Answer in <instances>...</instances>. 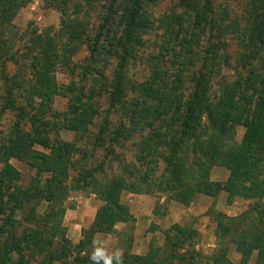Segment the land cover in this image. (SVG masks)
Here are the masks:
<instances>
[{"label": "trees", "instance_id": "obj_1", "mask_svg": "<svg viewBox=\"0 0 264 264\" xmlns=\"http://www.w3.org/2000/svg\"><path fill=\"white\" fill-rule=\"evenodd\" d=\"M27 1L0 0V28L10 25ZM50 1L61 9L60 29L52 36L53 26L44 33L35 29L20 49L22 53H13L18 57H6L0 50V80L4 83L0 115L6 110L17 114L13 115L12 136L0 135V233L5 231L0 264H32L39 256H43L40 264L88 263V249L97 233L109 234L117 223L135 221L121 200L126 190L157 191L183 205L221 192L253 203L236 216L210 209L218 220L220 241L209 255L186 247L196 243L198 229L175 223L164 230V249L152 245L146 254H134L130 247L123 254L124 264H238L231 257L232 247L242 257L240 264H250L253 258L254 264H264V0H250L242 14L247 25L241 30L232 26L228 40L217 36L214 0H180L192 19L191 30L184 29L181 13L172 16L178 28L160 40V54L147 60L153 64L157 59L156 70L140 80L131 78L129 66L149 47L148 39L157 29L158 20L147 7L158 0ZM69 11L75 14L72 20L65 19ZM224 13L225 23L227 18L230 23L231 14ZM93 23L94 27L99 24L95 31ZM230 39L239 43V53L229 51L234 41ZM83 46L90 51V64L84 68L85 74H92L91 93L110 92L118 116L115 126L108 120L98 123L94 146H106L113 153L116 146L135 140L140 150L130 162L118 158L125 176L115 175L98 184L97 171L87 170L73 187L68 180L77 148L62 139L61 132L86 129L98 109L87 101L92 96L86 94L90 87L84 95L72 98L68 123L55 122L57 112L50 104L62 88L57 75L60 59L78 53ZM169 55L173 56L170 68ZM110 58H118V65L106 73ZM9 62L26 66L29 76L7 75ZM225 69L230 70L228 74ZM73 81L72 77L68 85ZM45 103L49 105L43 107ZM27 125L32 132L26 131ZM240 127L245 132L238 141ZM157 155L165 168L160 173L155 168L143 170L146 161L152 163L150 157ZM13 158L37 169L33 184H21L22 173L11 164ZM214 167L228 169L227 179H212ZM46 173L50 176L42 180ZM90 177L103 205L91 227L84 229L80 243L74 245L65 236L64 204L71 190L88 185ZM46 203L49 210L45 216L38 215Z\"/></svg>", "mask_w": 264, "mask_h": 264}, {"label": "rangeland", "instance_id": "obj_2", "mask_svg": "<svg viewBox=\"0 0 264 264\" xmlns=\"http://www.w3.org/2000/svg\"><path fill=\"white\" fill-rule=\"evenodd\" d=\"M157 4L154 2L150 4L147 8L150 13L153 14L157 21V29L153 32L151 37L148 39L149 47L140 51L139 58L131 61L130 76L134 80H140L147 78L152 70H156L153 64L148 63V59H153L154 56L160 54L159 45L160 40L163 36H168L173 30H177L178 25L175 20L171 19L172 16L181 13L184 17V29L191 30V18L186 15L185 8L181 5L180 0H158ZM50 0H29L24 2V7L18 11L16 19L10 25H4L0 28V50L3 54L12 55L25 47L27 38L31 37L32 31L35 29L39 33L46 32V29L53 26L54 30L49 31L50 36L54 34V31L60 29L62 23L61 9L51 6ZM250 7V0H214V10L215 15V30L217 36H223L224 39L228 40L232 36L227 38L229 30L233 29L235 26L237 29L241 30L247 25V20L242 17L244 10ZM261 10L264 12V4L261 5ZM227 11L231 14L230 23H226L224 17L221 15L225 14ZM171 15V16H170ZM241 15V16H238ZM75 17L74 13L69 11V16L67 14L66 20H72ZM223 19L220 21L219 19ZM161 20V21H160ZM93 21V19H92ZM95 22V21H94ZM168 25V28L162 26ZM98 23H93L94 31L98 27ZM172 25V26H171ZM226 31V32H225ZM223 33V34H222ZM191 35V34H189ZM232 41L228 47L230 52L239 53L242 48L237 45L235 39ZM68 46L66 49H72ZM13 50L9 54V51ZM23 50H20L22 53ZM89 49L83 46L82 49L73 55H68L60 59V66L58 68V80L62 83V88H59V95L55 97L52 109L57 112L55 122L58 123L59 120L68 123L71 119V108H72V98L76 99V95H84L83 91L87 90L92 83V74H85V65L90 64L89 61ZM18 57L16 54H13ZM173 56H168V67H172L170 59ZM234 62V61H233ZM98 64H103L102 61ZM222 64V63H221ZM220 64V65H221ZM118 65V58H110L106 63L105 71L106 73H111L115 70ZM75 71V74L73 72ZM229 69H225L224 73L228 74ZM5 73L9 76H18L19 78L24 77L27 72V67L20 64L6 63ZM1 75V74H0ZM72 77L74 81L72 85H68ZM3 81L0 80V112L3 92L1 87H3ZM100 88V87H98ZM97 88V89H98ZM92 87L86 92L87 96L92 95ZM99 91V89H98ZM22 95V94H20ZM73 99V100H75ZM86 101V100H83ZM94 108L98 109V112L93 117V120L88 123L89 126L85 129L82 128L79 132L72 131L68 129H63L61 132V138L66 142L72 143L74 148H77L75 154L76 164L70 170V177L68 180V185L76 186L74 182L81 178L80 173H84L87 170L97 171L96 177L98 184L105 182V180L112 176H125V173L120 169L119 159H124V162H130L136 159L137 151L139 152L140 147L137 148L135 140L125 141L124 146H116L115 152L110 153V148L97 144L94 146V136L98 132V123L102 124L104 121L108 120L110 125L115 126L118 123V116L116 109L111 102L110 92H103L92 95L88 100ZM128 101L131 102V99ZM19 102H22L19 100ZM76 101L73 105H76ZM49 103H45L43 107H47ZM92 107V106H90ZM34 111V110H33ZM16 112L13 110H6L3 115H0V135L8 139L12 136L14 132V126L16 123V118L13 116ZM17 115V114H16ZM53 119V118H52ZM26 131H31L29 125L26 127ZM245 129L239 128L237 140L240 141L244 135ZM139 139H143L141 136H137ZM146 141L145 143H147ZM38 149L42 151L45 150L42 147L37 146ZM139 149V150H138ZM152 163L146 161L142 169H153L155 168L158 173H160L165 167L164 162L159 155L150 157ZM11 164L22 173L20 179L21 184L25 186H30L33 184V178L37 174V169L32 167L29 163L21 161L17 158L10 159ZM42 180H45L50 176L49 173L43 175ZM229 176V170L223 167H214L212 171V179L224 181ZM106 178V179H105ZM89 184L84 185L79 189H73L69 193L67 199L65 200V214L63 217V225L65 227V236L71 240L74 245L80 243L83 238L84 229H89L96 218L97 212L103 205L96 194L97 186H94V179L88 178ZM199 196L190 205H183L179 202L170 200L167 195L161 194L160 192H144V193H133L130 190H126L122 193L121 200L129 208L135 221L131 222H120L117 223L113 232L97 233L93 242L97 241L100 245H105L109 251H115L116 249L122 250L123 254L130 247V252L134 254H146L149 252L152 245L156 247L165 248V236L164 230L171 228L175 223H179L182 226L188 227L193 226L199 230V236L194 240L196 243L186 245L188 249L201 250L203 254L209 255L218 248V242L220 241L217 236V225L218 220L214 215L210 214V209L214 208L216 210L225 212L229 215H239L250 208L251 203L248 199H243L241 197L229 198L226 192H221L217 197H215V203L211 205L208 210L207 206L211 203V198L207 199ZM7 212L5 217L9 215V207H7ZM47 203L44 204L40 209L38 215L45 216L46 211H48ZM21 215L18 212L17 216ZM141 221V222H140ZM1 224H5V221H1ZM27 227V225H25ZM5 231L1 230L0 233V245L4 241ZM59 242V241H58ZM61 243V242H60ZM59 244H56V247ZM90 252L93 250V243L88 249ZM231 257L234 262L240 264L241 255L237 253L234 247L231 248ZM43 260V256L32 261V264H40ZM54 264H72V262L57 261ZM84 264H92L91 261ZM250 264H254L253 261Z\"/></svg>", "mask_w": 264, "mask_h": 264}, {"label": "clouds", "instance_id": "obj_3", "mask_svg": "<svg viewBox=\"0 0 264 264\" xmlns=\"http://www.w3.org/2000/svg\"><path fill=\"white\" fill-rule=\"evenodd\" d=\"M89 260L92 264H124L122 250L109 251L105 245H100L97 241L93 242Z\"/></svg>", "mask_w": 264, "mask_h": 264}, {"label": "crops", "instance_id": "obj_4", "mask_svg": "<svg viewBox=\"0 0 264 264\" xmlns=\"http://www.w3.org/2000/svg\"><path fill=\"white\" fill-rule=\"evenodd\" d=\"M204 198H207V199H210L211 198V203L207 206V210H208V208L211 206V205H213V203H215L216 201H215V197H212V196H206V195H204L203 196ZM231 216H236V215H231ZM141 222V221H140Z\"/></svg>", "mask_w": 264, "mask_h": 264}]
</instances>
